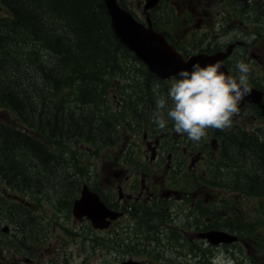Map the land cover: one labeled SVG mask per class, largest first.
I'll list each match as a JSON object with an SVG mask.
<instances>
[{
  "label": "trees",
  "instance_id": "16d2710c",
  "mask_svg": "<svg viewBox=\"0 0 264 264\" xmlns=\"http://www.w3.org/2000/svg\"><path fill=\"white\" fill-rule=\"evenodd\" d=\"M2 1L11 15L0 24V104L14 112L17 122L0 123V176L16 193H24L26 202L48 195L60 208H68L80 189L82 173L81 166L76 167V173L62 167L72 140L79 150L83 142L114 145L116 122L128 113L144 118L140 114L145 111L143 106L151 103L155 110L153 85L159 84L163 92L168 86L117 38L103 0ZM121 4L125 6L123 0ZM173 8L167 6L171 17L165 10L161 17L169 26ZM156 29L169 35L164 25L158 23ZM132 61L140 75L132 74ZM109 87L114 88L121 104L131 108L106 106L109 99L104 90ZM226 144L230 184L235 181L241 190L263 196L264 137L241 133ZM62 170L69 173L60 178ZM65 178L75 183L68 197L58 183ZM7 201L2 207L8 206ZM13 212L25 239L41 238L43 228L30 207L17 203Z\"/></svg>",
  "mask_w": 264,
  "mask_h": 264
},
{
  "label": "flooded vegetation",
  "instance_id": "af4514ba",
  "mask_svg": "<svg viewBox=\"0 0 264 264\" xmlns=\"http://www.w3.org/2000/svg\"><path fill=\"white\" fill-rule=\"evenodd\" d=\"M193 1L196 6L189 7L192 10L190 16L193 19L197 18L201 27L208 22L209 14L206 10L208 0ZM220 1L227 3L228 0ZM231 2L232 6L238 9L233 21L236 26L228 24V28H231L233 33V41L229 45L232 44L233 48L232 53L225 59L226 65L237 77V62L243 60L249 64V86L262 91L264 98V2L259 0H233ZM176 5L178 6L179 2ZM219 8L216 13L217 24L222 29L229 20L226 18L223 8L221 6ZM186 22H188L187 19ZM240 24L244 27L242 30L247 37L239 34ZM250 25H252L251 28ZM254 96L244 98L245 103L239 105V114L233 117L231 127L222 131L208 130L207 136L202 138L204 140L203 150H200V146L193 147L189 144L194 141L189 140L186 134H178L174 130L171 131V134L166 128L153 127L143 129L144 131L141 132L146 148L144 150L143 145L140 144L139 149L144 152L143 159L136 157L137 159L130 160L129 155L126 158L122 155L121 159L103 160L95 165L94 173L90 171L91 175L87 176L91 189L98 192L109 208L123 213L122 217L126 221L127 228L117 226L122 217L113 220L109 229L104 231L96 230L86 217H72L73 227L76 231L75 240L78 238L76 244L83 249L84 255L92 254V241L96 233L102 231L106 255L111 249L113 252L116 250L119 240L125 241L133 238L139 241V254H136V257L122 256L125 258L124 260L136 258L144 264H194L191 261L193 258L199 264H212V259L216 256L215 250L223 251L224 254L226 252L227 255L235 254L249 258L246 250L240 248L239 243L243 240L240 230H253L257 227L248 222L246 219L248 216L243 210L246 205L243 200L247 196L252 199L250 195L253 193L239 191L241 190L239 184L233 181L234 184L231 185L230 179L227 176H222V172L227 171L231 164L224 152L226 145H229L226 143H230V139L234 140L241 133H247L243 131H249L248 134L255 138L258 134L264 135V128L255 126L256 119L264 120V116L259 107L261 105L252 102ZM261 102L263 103V101ZM251 109H255V113H250ZM250 114L253 116L251 121H255L254 123L246 120L249 119ZM242 126L243 128H241ZM134 130L140 132V129ZM229 136L233 137L229 138ZM207 140L211 141V148L206 146ZM185 141H187L186 145L183 144ZM180 145L182 148L181 157H184L182 159L176 156ZM201 162L205 166L203 170L199 171L200 168L196 165ZM99 168L102 173L103 168L107 169L104 171L106 173H103L108 183L107 192L100 187H95V189L92 186V183L99 184L96 176ZM188 168L190 173L187 175ZM129 170H132L130 175L128 174ZM107 174L111 182L107 179ZM195 178L201 179L199 180L200 185L196 184V189H194V182L198 180ZM1 183L0 205L8 199L11 204L0 206V214L1 212L4 215L8 214L9 219L11 217V220H15L16 213L13 212V209L15 210L16 203L14 201L18 202L17 199L21 197L11 196L14 186L8 184L2 176H0ZM253 196L258 197L255 194ZM69 213L71 214V211ZM241 217L243 223H240ZM145 221L150 222L145 223ZM17 223L19 222L17 221ZM258 227L264 230V226ZM4 229L0 225V264H41L45 256L39 246H24L22 249L26 255L17 257L16 253H13L11 248L4 244L13 242L11 234H17L19 228L15 230L9 228L6 232ZM213 229L237 233L240 239L230 244L213 245L206 239L197 238L200 232ZM113 230H121V232L114 235ZM129 233L131 234L129 235ZM62 240L59 238V241ZM41 241L42 239H39L34 242ZM125 243L128 244L127 241ZM48 248L46 252L55 255H52L46 264H53L54 257H58L60 254L53 243ZM258 251L256 247L251 249L253 258H249L246 262L237 260L234 264H256L255 259L260 256ZM118 256L116 255L115 258ZM261 261H263L261 264H264V259Z\"/></svg>",
  "mask_w": 264,
  "mask_h": 264
},
{
  "label": "rangeland",
  "instance_id": "374dc122",
  "mask_svg": "<svg viewBox=\"0 0 264 264\" xmlns=\"http://www.w3.org/2000/svg\"><path fill=\"white\" fill-rule=\"evenodd\" d=\"M142 1L143 0H125L124 3L141 20L145 21V14L143 13V6H139V3H141ZM231 1H233V0H228L227 3L226 2L221 3L220 0H208V2H207L208 5H207L206 10L209 13V19H208V22L204 23L203 26H201V27H200V23L198 22L197 18L193 19L191 23H187L184 20L187 16V14L185 13L186 10H188L189 7L194 8L196 6L195 1H193V0H180L178 6L174 5V8H173L174 9V12H173L174 19L172 22H170L171 23L170 26L161 17H162L164 10H165L164 12L166 13V15L168 17H171V14H167V12H166V11H168L167 6H169L170 8L173 7V6H171V4H169V3L161 4L159 9L157 8L156 10L153 11V15H154L156 23L157 24L159 23V26L163 27V25H164V27L166 26V29H167V26H169V34L171 37H175L177 39V41H180V36H184L187 40L186 43L190 44L191 49L200 48L201 44H194V40L200 41L202 38L207 39V34H209V37L212 38V41L216 40L219 43L223 44L226 48V46H228L229 43H231L233 41V33H232L231 28H228V24L231 23L232 26H236V23H234L233 21L235 20V17H236L235 13L238 9V8L232 6ZM259 1L264 2V0H259ZM219 6H221L223 8L225 15H226V18L229 20V22L225 23V26L222 29H220V25L217 24V14L216 13L220 9ZM184 7H186L185 10L182 9ZM199 10H200V8H199ZM0 14H2V15H0V24L5 23L6 18H8L10 16L9 11L6 8V11L2 10L0 12ZM3 15H7V17L5 18ZM176 15H180V16L176 17ZM245 23H248V22L245 21ZM240 27L241 28L238 31L239 34L241 36L247 37V35H245L243 33V30H242V28H244V27L242 25ZM251 27H252V25H250V28ZM134 63H135V61H132V66H131V68L133 69L132 74L140 75L141 74L139 72L140 68L138 66H136ZM128 74L129 73H126L127 76H128ZM123 78H124V76H123ZM162 83H166V82H162ZM167 83H171V82H167ZM123 84L124 83H122V85ZM123 90H124V88H123ZM161 92L166 93V92H163V90H161ZM130 93L132 94V96H135V94H133L132 92H130ZM136 96L138 97L139 95L136 94ZM116 101H117V99L106 102V106H107V104H109V106L114 109L118 106V105H116V103H117ZM262 101L264 102V98L262 99ZM124 106L131 108L126 104L125 105L122 104V108ZM263 106H259V107L263 110ZM142 108H144L145 111L140 112V114L143 113L144 118L142 116L134 115L133 113H128V114H125L124 117L120 118V120L116 122V125L118 127H117V130L115 133L116 144H114V146L108 147L107 145H104V144H99L98 146H95V145H91L87 142H83V144L81 146L82 150H79L75 146V139H73L71 144H69L70 151L69 152L66 151V155H65L66 161L63 163L62 167L68 168V169H70L76 173V171H78L77 170L78 168H76V167L84 166L87 163H95V165H97L99 162H101L103 160L108 161V160H113V159H121L122 155H124L126 158L129 153H130V156H129L130 160H134L136 157H139L141 159L143 157L144 152H142L139 148L141 147V145H143V149L146 150L145 144L143 143L144 138H143V134L138 133V131H136L134 129H137V128L146 129V124H148L150 122L147 119L151 118V121L154 122L153 113L155 111L152 109L151 103L147 104V106H143ZM249 112L255 113V109H251ZM252 117L253 116L250 114L249 119H246V120L251 121ZM15 122H17V119H16V115L14 114V112L11 111L10 109H8V107H5L4 105L0 104V123L1 124H8V125H15ZM251 122L254 123L255 121H251ZM261 123H264V120L262 118H257L255 126H262V128H264V124H261ZM63 128L65 130H69L70 127L65 125ZM132 128H134V129H132ZM143 129H140V132H143L144 131ZM262 137H264V136H262ZM206 143H207L206 146L208 148H211V141L207 140ZM234 146L235 145L232 142V144L230 145V151ZM113 147H115V148H113ZM127 148L129 149V151L126 150ZM77 151H79V152H77ZM92 152L95 154H93ZM235 153H236V151L234 150L232 152V154L235 155ZM183 154L185 155V153H183ZM181 155H182V148L180 145L178 154L176 156L179 159L184 158V157H181ZM108 156H110V158H108ZM166 156H167V154H166ZM95 165L91 169V171H93V173H94ZM204 166L205 165L203 162L198 163L196 165V167L200 168L199 171L203 170ZM118 169H122V168H118ZM123 169H125V168H123ZM102 170H103V173H106L104 171L107 169L103 168ZM66 171L62 170V172H64V173L60 176V178L68 172V171L67 172ZM81 172L82 173L79 175V183H84V182L88 183L89 181L87 180V176H90V174L84 170H82ZM226 172L227 171L222 172V176L228 177ZM85 173H86V175H85ZM103 173H102L100 168L97 170V178H98L97 180L99 183L97 185H98V187H100L101 189H104V191L107 192L108 183L105 180L106 177L104 176L105 174H103ZM130 173H132V170L128 171L129 175H130ZM186 173H187V175L190 173L189 168H188ZM177 175H179V174L177 173ZM107 179L110 181V177L108 176V174H107ZM195 179L201 180L200 178L199 179L195 178ZM58 183H59L60 189L62 190L63 195L64 196L67 195V197L69 194H71V192L73 191L74 186H75V183H73L72 180H70L68 178L61 179L58 181ZM92 184L94 185V183H92ZM0 185L2 186V183ZM196 188H197V185H195V183H194V189H196ZM20 196L24 197V194L20 195ZM250 196L254 199H252V201L251 200L248 201V204L244 205L243 210H244L245 214L249 218H251L252 224H254V225L263 224L264 225V216H261L258 213L260 211L259 205H258V208H255V206L258 203L259 204L264 203V198L262 196L263 200L262 199L260 200L259 198H255V196H253V195H250ZM258 199H259V201H258ZM42 200L38 201L34 197L33 200H31V207H30V211L33 213V215L35 217V221L38 223V226H40L41 229L43 228L41 236H40L41 238H38V239L37 238H29L28 240L25 239V237L23 236V233H21V229H20L21 226H18V223L16 220L9 219L6 215L3 214V212H1V214H0V225L3 228L9 227L12 230L19 228V231H17V234H11L13 242L12 243L7 242L4 244L5 246L10 247L12 252L16 253L17 257L26 255L22 249L24 246H28V245L39 246L42 249V251L44 252V253H42L43 256H45V259L41 262V264H46V261L49 258H51L52 255H55V254L46 252V249H49L48 247L51 243H53L56 246L57 251L60 254V255H58V257H56V256L54 257L53 264H97L99 261H104V260H106L107 264H118L119 262H121L125 259V258H123L122 255H125V256L128 255V256L136 257V254H139V241L134 240L132 238V239H128L125 241L119 240L118 246L116 247V250L113 252V250L111 249L107 253V257L105 254H102V255L98 254V255L90 256V260H82L81 256L84 254V251L79 245L76 244V242L78 241V238L76 240H74L73 238L69 237L66 232L63 234V231L67 230L68 227L69 228L73 227V218H72V216H70V213H69V211H72V205L68 206V208L67 207L60 208L59 203H57L55 200H53L52 197H50L48 195L46 197H43ZM246 200H248V199H246ZM17 201H20L21 203H25L24 202L25 200L23 198L17 199ZM29 204H30V202H28L27 206H29ZM0 206H2V205H0ZM204 207H206V206H204ZM260 213H263V211H261ZM257 215H259V216H257ZM148 222H150V221H145V223H148ZM263 225H261V226H263ZM117 226L127 228L126 221L123 217L121 219H119ZM253 231H255V234H253V236L250 235L247 238H243L242 242H240L239 244H240V248H243L244 250H246V253L248 254L249 258H253L251 256V249H253L255 247L261 249L260 256L257 259H255V263L257 261L256 264H261V263H263V262H261V260L264 259V244L258 245L256 240H260L259 237H262L261 239L264 238V230H262L261 228H259L257 226L256 229L255 228L253 229ZM117 232H121V230H113L112 231V233L114 235ZM130 234L131 233H129V235ZM28 236H31V234H28ZM62 237L65 240L59 241V238H62ZM39 239H42V241L45 240V242H43V243H42V241L41 242H34V241L39 240ZM126 241L129 245L125 243ZM31 243H33V244H31ZM112 244H115V242H112ZM98 251L99 250H97L96 252H98ZM219 252H221V251L215 250V255L219 254ZM116 255H119L118 258H115ZM209 255H210V253H209ZM39 258H41V257H39ZM191 261L194 262V264H199V263H197V260L195 258H193Z\"/></svg>",
  "mask_w": 264,
  "mask_h": 264
},
{
  "label": "clouds",
  "instance_id": "9594fccd",
  "mask_svg": "<svg viewBox=\"0 0 264 264\" xmlns=\"http://www.w3.org/2000/svg\"><path fill=\"white\" fill-rule=\"evenodd\" d=\"M222 62H199L191 70L180 69L166 93L160 85H153L155 97L154 122L164 129L171 121L174 131L186 134L188 139L199 142L209 129L224 130L231 127L233 117L239 114L240 102L251 94L249 87L250 66L243 60L236 64L238 76L221 71ZM212 264H234L223 251L212 259Z\"/></svg>",
  "mask_w": 264,
  "mask_h": 264
},
{
  "label": "bare ground",
  "instance_id": "6f19581e",
  "mask_svg": "<svg viewBox=\"0 0 264 264\" xmlns=\"http://www.w3.org/2000/svg\"><path fill=\"white\" fill-rule=\"evenodd\" d=\"M104 1V3H108V2H112V3H116V4H119L120 5V7L122 8V10H123V15L125 14L126 15V13L128 14V15H130V17L133 19V20H135V21H140V22H142L143 24H145L144 25V28L146 29V30H148V31H150V30H156L157 32H160V33H162L165 37H166V40L168 41V45L171 47V49L174 51V53H177V54H179L181 57H182V60H184V61H187V62H190L191 64H194V63H196V62H199L202 66H204V65H206V64H212V63H204L203 61H202V59H203V57L204 56H206V55H211V54H216V53H218V52H225V53H227L228 52V49H229V47L230 46H232V44H230L229 46H228V48L227 49H225V46L223 45V44H221V43H219L218 41H216V40H214V41H212V38L211 37H209V34H207V39L206 38H202L200 41H196V40H194V44H201V47H203V49H202V51H199V50H197V48H194V49H191V46H190V44H188V43H186V38L184 37V36H180V41H177V39L175 38V37H171L170 36V34L169 35H166V34H164L162 31H160V30H157L156 29V26H157V23H156V21L154 20L153 21V11L154 10H156L159 6H160V4L164 1V0H159L158 1V3L156 4V6H154V7H151L150 9H147V10H145V5H146V1L147 0H143L141 3H139V6H143V13L145 14V21H143V20H141L126 4H125V6H123L122 4H121V1L122 0H103ZM123 1H125V0H123ZM170 2H169V4H171V6H173L174 7V5L175 6H177L176 5V3L177 2H180V0H169ZM111 3V4H112ZM106 5V4H105ZM107 8V7H106ZM182 9H186L185 7L184 8H182ZM7 10H8V8H7ZM9 11V10H8ZM10 13V12H9ZM109 13V12H108ZM186 14H187V16H186V18L184 19L185 20V22H186V19L188 20V22L187 23H191L192 22V19L193 18H191V13H192V10L191 9H188V10H186V12H185ZM209 14V13H208ZM11 15V14H10ZM148 16H149V18H150V20H151V22H148ZM178 16H180V15H176V17H178ZM125 17V16H124ZM110 19H111V17H110ZM128 19V18H127ZM209 19V17H207V20ZM127 21V20H126ZM190 21V22H189ZM170 24V23H169ZM131 25H133V24H131L130 22H127L126 24H125V27H126V29H129L130 28V26ZM111 27H112V25H111ZM112 29H113V31H114V33L116 34V36H117V38L119 37V35H118V33L116 32V30H115V28L114 27H112ZM142 29L143 28H141L139 31H138V34L140 35V33H142ZM167 31H169V29L167 28ZM143 34V33H142ZM120 38V37H119ZM118 38V39H119ZM127 38L129 39V40H132L133 39V37L131 36V35H127ZM120 40V39H119ZM121 42L130 50V49H132L131 47L132 46H130V45H128L127 43H125L124 41H122L121 40ZM132 45H133V43H131ZM154 44V43H153ZM193 44V45H194ZM189 47H188V46ZM156 46L157 47H160V51L162 52L163 50H162V45L161 44H156ZM155 46V47H156ZM163 47H164V45H163ZM227 47V46H226ZM232 48H233V46H232ZM232 48H231V51H230V53L228 54V56L232 53ZM197 50V51H196ZM130 51H132V50H130ZM135 55H136V53L134 52V51H132ZM228 56H226L224 59H223V61H222V66L225 68V70H223L222 68H221V71H223L226 75H231V76H233V77H235L236 76V74L235 73H233L232 71H230L229 69V66H227L226 65V62H225V59L228 57ZM136 57H137V55H136ZM138 58V57H137ZM139 59V58H138ZM140 61H142L146 66H147V68H148V70L151 72V73H153V74H155L161 81H163V82H166V83H164L166 86H170V84L171 83H167V82H172V80H173V78H175V76H176V73L180 70V69H184L183 68V65L180 63V61L179 60H177V59H174V60H172V61H169L168 63H167V65H164V58H163V54H161L160 56H159V61H160V65H162V68H160V69H157V72L156 73H154V72H152L150 69H149V67H148V65L143 61V60H141V59H139ZM159 66V65H158ZM163 66H165V67H167V68H163ZM250 87V86H249ZM251 88V94L250 95H248L247 97L248 98H251V97H253L255 94H258V95H260L259 97H260V100L259 101H255V100H253L252 102H256V103H259L261 106H263L264 105V102L262 103L261 101H262V98H263V92L262 91H259V90H257V89H255V88H252V87H250ZM112 89V90H111ZM108 91H107V97H108V102L109 101H112V100H114V99H117V103H116V105H118L115 109H117V110H119L120 108H122V104H121V102L118 100V96L117 97H115L116 96V92H115V90H114V88H111V87H109L108 89H107ZM111 94V96H112V98H110L109 97V95ZM245 103V99H243L241 102H240V104L239 105H243ZM150 106V105H149ZM9 109V108H8ZM263 110H264V106H263ZM262 110V115L264 116V111ZM116 127H118L117 125H116ZM153 127H157V125L155 124V122H152L151 121V118H150V122H149V124H148V127H146V129H148V128H153ZM167 130H168V132H171L172 130H174V128H173V125H172V122H170V123H168L167 124V126L165 127ZM164 128V129H165ZM241 128H243V126L241 127ZM132 129H134V128H132ZM131 129V130H132ZM137 129H143V128H137ZM243 131V130H242ZM27 132H29V129L27 130ZM243 132H247V133H250L249 131H243ZM139 133H141V132H139ZM236 133V132H235ZM142 134V133H141ZM171 134H172V132H171ZM264 136V135H263ZM169 137V136H168ZM262 136H260L259 134L257 135V138H261ZM204 140L202 139V140H200L198 143H194V142H189V144H191L193 147H197V146H200V150H203V145H204V142H203ZM186 142L187 141H185V142H183V144L184 145H186ZM115 144H116V142H115ZM112 146H114V145H112ZM113 148H115V147H113ZM127 151H129V149L127 150ZM79 152V151H78ZM93 153V152H92ZM93 154H95V153H93ZM129 156H130V153L128 154ZM144 157V156H143ZM143 157L141 158V159H143ZM108 158H110V156H108ZM135 159H137V158H135ZM95 165V163H87L86 165H84V166H81V170L80 171H82V170H86L89 174H90V171H91V169H92V167ZM80 167V166H79ZM79 173H81V172H79ZM91 175V174H90ZM97 176V175H96ZM98 179V178H97ZM225 181V180H224ZM92 183V182H91ZM195 183V185L196 184H199L200 185V181L198 180V181H196V182H194ZM222 183V182H221ZM225 183V182H224ZM9 184V183H8ZM82 184V185H81ZM80 184V189H79V191H78V193H77V195H76V197H75V199L73 200V202H72V210H74L78 215H79V217H89V215H95V216H98L99 217V219L102 221V222H104V223H108L109 225L106 227V229L107 228H109L110 227V225H111V222L113 221V220H115V219H117V218H120V217H122V212H120V211H116V210H113V209H111V208H109V206L104 202V200L100 197V195L98 194V192H96V191H93L91 188V186L89 185V182L87 183V182H84V183H81ZM227 184V183H226ZM222 185V184H221ZM92 186H94V188L95 187H98V185L97 184H92ZM221 187V186H220ZM96 189V188H95ZM17 190H15L14 189V187H13V192H16ZM239 191H241V192H243V190H239ZM251 194V193H250ZM255 194V193H254ZM253 195V194H252ZM249 196H247L246 197V199H248V200H243V201H245L246 202V205L248 204V201H252V199H254V198H248ZM256 198H259L260 200L262 199L263 200V198H264V195H263V198H262V196H258V197H256ZM259 199H258V201H259ZM258 205H259V209H260V211L258 212L259 213V215H261V216H264V203L263 204H257L256 206H255V208H258ZM197 208H198V205H197ZM261 211H263V213H260ZM113 212H115L116 214H117V216H115V217H112L110 214L111 213H113ZM259 215H257V216H259ZM241 219V221H240V223H243V218L241 217L240 218ZM247 220H248V222L251 224V225H253V226H261V225H263V224H261V225H254V224H252L251 223V218H249V217H247L246 218ZM264 226V225H263ZM255 229H256V227H255ZM213 231H222V232H226V233H228V234H230V235H232V236H235V237H237V239L236 240H234V241H227V242H225V241H220V242H214L212 239H210L209 238V236H208V233H212ZM242 231H253V230H240V234H241V238H247V237H249V235L248 234H245V233H242ZM254 232V234H255V231H253ZM253 236V235H252ZM197 238H201V239H206V240H208L211 244H213V245H218V244H221V243H234V242H236V241H238L239 239H240V236L237 234V233H230V232H228V231H224V230H215V229H213V230H209V231H206V232H200L198 235H197ZM262 237H259V239L260 240H256V242H258L257 244L258 245H262V244H264V238L263 239H261ZM260 242H262L261 244H259ZM241 250V249H240ZM258 254L260 255L261 254V249H259L258 248ZM242 253V252H241ZM241 256V255H240Z\"/></svg>",
  "mask_w": 264,
  "mask_h": 264
},
{
  "label": "water",
  "instance_id": "95a60500",
  "mask_svg": "<svg viewBox=\"0 0 264 264\" xmlns=\"http://www.w3.org/2000/svg\"><path fill=\"white\" fill-rule=\"evenodd\" d=\"M159 0H147L145 5V10L150 9L151 7L156 6ZM108 2L105 3L107 10L109 12V15L111 17V25L115 28L116 32L119 35L120 41H124L128 45L132 46L130 50L134 51L137 55V57L141 60H143L149 67V69L156 73L157 69L162 68V65H160L159 56L163 54L164 58V65H167L169 61H172L174 59H177L180 61V63L183 65V68H187L191 70V64L190 62L182 60V57L174 53V51L171 49V47L168 45V41L166 40V37L156 30H146L144 28V25L140 21L133 20L130 15L126 13V15H123V10L120 7L119 4ZM125 16V17H124ZM128 18V19H127ZM127 20V21H126ZM127 22H130L131 25L129 29H126L125 24ZM148 22H151L149 16H148ZM142 29V33L140 35L138 34V31ZM127 35H131L133 37L132 40H129L127 38ZM133 43V45L131 44ZM154 43V44H153ZM156 44L162 45V52L160 51V47H157ZM164 45V47H163ZM156 46V47H155ZM232 46L229 47L228 52H218L216 54L206 55L203 57L202 61L205 63H216L217 61L222 62L223 59L228 56V54L231 51ZM159 65V66H158ZM168 67V66H167ZM163 66V68H167ZM222 69L225 70V68L222 66ZM260 95L255 94L254 100L259 101ZM264 111V110H263ZM74 214L79 217V215L73 210ZM112 217L117 216L115 212L110 214ZM90 220L92 221L94 227L96 228H106L109 224L102 222L98 216L95 215H89ZM8 228H5L7 230ZM208 236L210 239H212L214 242H220V241H234L237 239V237L232 236L226 232L222 231H213L211 234L208 233ZM120 264H140L138 262L134 261H125Z\"/></svg>",
  "mask_w": 264,
  "mask_h": 264
}]
</instances>
